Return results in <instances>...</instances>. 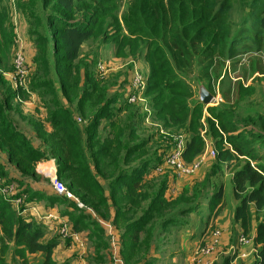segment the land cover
<instances>
[{"label":"trees","instance_id":"16d2710c","mask_svg":"<svg viewBox=\"0 0 264 264\" xmlns=\"http://www.w3.org/2000/svg\"><path fill=\"white\" fill-rule=\"evenodd\" d=\"M124 1L41 0V7L46 10L45 15L42 14L41 19L35 16L33 21V25L40 28L35 40L38 51L34 61L38 65L36 73L49 74L53 67L57 74L56 79H50L49 76L45 79H34L33 89H44L54 108L51 123L57 133H52L49 142L51 141L53 150L58 147L54 155L61 160V167L58 168L59 179L68 182L70 190L93 209L102 221L112 225L117 246L120 245L122 237L124 245V236L134 240V244L126 245L130 253L128 257H124L126 264H132L131 258L137 249L144 255L148 253L157 229L155 223H174L176 227H180L183 226L180 222L181 215L194 213L203 217L205 207L209 211L208 221L218 218L225 204V190L222 183L216 186L218 183L214 178L219 174L215 172L219 169L220 173H223L225 164L226 168L230 169L234 164L235 168L230 177L231 196L236 202L233 221L242 228L245 235L251 232L253 222H256L254 244L259 250L256 264H264V163L261 152L256 149L264 142V113L259 114L257 119L250 118L247 123L249 127H261L260 132L255 128L239 127L236 122L238 115L235 103L207 108L199 101L194 103L192 110H188L191 121L186 128L190 138L183 159L185 163L192 164L204 152L205 139L201 136L203 127L201 128L200 120L205 111L210 119L207 123V138L213 141L217 151L215 166L207 174L203 184L186 187L181 195L172 201L158 195L154 204L136 214V218L140 219L131 222L135 216L127 221L125 215L134 207L129 205L127 208H120L119 203L123 206L126 200L134 201L138 195L137 189L148 172L149 161L152 159L148 148L149 139L143 138L136 127H122L120 121L111 119L110 127H100V123L87 126L85 132L90 135L84 142V129L75 118L78 108H72L78 94L71 75L72 67L80 59L82 46L101 34L105 26H114L117 29L111 36L117 38L119 55L124 54L123 50L130 46L129 42L144 45L145 61L152 69L147 93L165 88L173 92L170 100L179 104L180 111L189 109L188 100L193 97L192 89L179 75L191 74L195 68H201L208 79L218 61L233 60L241 55L244 47L250 46L239 45L245 40L252 41L249 49L260 51L264 47V0H242V20L235 33L232 22L233 0H130L127 9L121 13ZM0 7L4 15V6ZM121 32H124V37H119ZM103 36L107 37L106 31ZM7 42L12 45L0 22V75L8 64L10 46ZM53 59H56V62ZM1 79L0 77V81ZM81 83L82 80L79 90ZM55 85L60 87L64 104L60 101ZM237 89L239 101L254 92L252 87L245 88L241 83ZM8 92L16 97L15 92ZM22 94L23 92H20L19 95ZM65 105H69V108ZM10 108V99H0V121L4 125L0 124V147L7 151L9 161L20 170L24 180L8 177L4 169H0V177L9 183L19 184L20 189H17L19 191L15 196L21 193L26 195L29 194L30 188L25 180L29 175L30 180L36 179L37 173L33 166L39 162L40 157H46L10 123L7 124L3 114ZM103 116V113L98 114L95 121ZM33 127L39 132L41 126L35 123ZM100 130H108L109 133L102 137ZM57 136L63 138L62 143H59ZM84 149L88 150L87 155ZM156 153L157 150L153 154ZM163 162L161 158V163ZM166 171L176 175L172 169ZM98 176L103 178L104 184L99 182ZM108 185H114L116 188L115 194L111 195L112 206L116 209L113 221L108 218L109 203L104 195V188ZM147 188L149 187L145 186L143 195L138 197L142 202L147 199ZM210 188H213L212 192H208ZM117 192L120 197H117ZM34 199L35 194L27 195L18 212L13 203L0 195V264H4L11 248L15 255L23 260L22 264H27L26 253H42L45 255L43 264H56L52 257L57 244L43 243L45 231L42 226L33 218L26 220V214H29L27 212ZM64 200L66 209H74V212L66 211L72 219L74 230L89 231L90 241L96 253L109 246L111 238L105 227L103 228L92 215L80 210L73 201L65 198ZM168 218L170 220L165 221ZM119 250L121 255V245ZM227 262L229 259L226 264ZM144 264H152V261Z\"/></svg>","mask_w":264,"mask_h":264},{"label":"crops","instance_id":"0c3cea01","mask_svg":"<svg viewBox=\"0 0 264 264\" xmlns=\"http://www.w3.org/2000/svg\"><path fill=\"white\" fill-rule=\"evenodd\" d=\"M0 5L5 7V8L3 7V9H5L4 15H3L2 7H0V22L3 25V31L7 35H9L11 39L12 45H10L7 42L8 45L10 46V52L13 54L15 50L20 49L25 56L28 66L30 67V72L32 70L31 68L35 67L36 70V63L34 61L38 51L35 40L39 35L40 28L38 26H34L33 21L36 18L35 16L40 17L41 19V17L43 18L42 14L45 15L46 10H43V8L41 7V0H0ZM238 20L239 22H241L242 18L240 17ZM97 45H98V41H94V40L85 43L82 46L80 59L83 58L85 54H89L90 57L94 56L96 51H92V50ZM249 45L250 46L252 45L251 40H249ZM262 49L260 51L256 50V52H261ZM250 50H255V49H250ZM12 58H13L12 56L8 58L7 60L8 64L5 65L7 68L3 69L4 71H2L0 75V77L2 78L0 81V99L2 101H6L10 99V105H11L10 108L11 110L4 109L5 111L3 117H5L7 124L10 123V118L11 119L18 118L19 119L18 121L27 124L29 127H33L35 123H38L41 126L39 132H37L34 129L36 134L33 132L27 133L29 137H31L32 142L34 144V146L32 144L31 145L35 149H38L39 151L45 154L46 159L43 163L53 164L55 166L56 161L52 156L53 153L51 148L52 143L51 141L49 142V137L53 133L51 116L54 108L51 105L47 96L45 95L46 92L39 93L41 89L38 91L37 90H33L32 92L29 91L28 93L23 92L21 96L22 103H20L16 97H13L8 92L9 90L11 93H14L13 89L11 88L10 78H9L10 72L12 70ZM231 61L233 60H226L225 65L226 63H229ZM252 70H255L254 66H252ZM258 70L259 72L257 73H260V76L251 78L250 80L251 81L253 80V82L250 85L249 84L246 85V82L248 81L249 78L246 81H244L241 77H234L232 75V80L233 82H236V85L238 87H239V83H241L245 88L252 87L254 89L253 94L254 93L256 94V92L259 91L258 88H255L257 78H264V68H262V65H260V63ZM82 74L84 75V72H82ZM226 77L229 78L231 77V71L229 75L224 74L221 77V81L224 80ZM55 88L60 98V101L63 102L64 104V99L61 95L62 92L60 90V87L58 85L57 86L55 85ZM235 90L238 91L237 88H235ZM252 95H249L247 97H250ZM219 96L221 97L220 94ZM236 97H238V94H236ZM65 103L68 104L67 102ZM78 115L79 113H75V118L78 117ZM0 124L3 125L1 121ZM25 124L14 123V127H27ZM138 132L142 135L143 131L138 129ZM203 137L205 139V149L203 152L205 156L203 158L201 169L194 176L178 177L170 172H167L166 170L168 169L165 168L164 165L161 163V158L166 148L155 147L154 152L157 150V153L153 154L154 153L153 152L152 154H150V156H152V159L149 161L150 164L148 167V172L144 175L140 187L137 189L138 195L136 199L134 201L126 200L123 206H120L119 203L120 208H127L129 205L134 207L132 210H130L128 215H125V217L128 219L127 221L134 218L133 216H135V218L131 222L138 221L140 218L137 219L136 214L139 211H141L143 208H148L152 204H154L156 197L158 195H161L167 201L176 200L186 187H192L194 185L197 184L201 185L204 183V181L207 179V174L210 173V171L213 169L215 165H212L213 164L212 158L209 157L210 155L208 156L207 154L208 150H213V146L205 136ZM44 146H46V149L44 148ZM151 147L152 146L148 144L149 151ZM46 150H49L51 154L48 155ZM0 165L7 172L8 177L16 180H24L22 174L17 169L16 165L9 161V156L7 151L2 149L1 147H0ZM225 167L226 164L224 165V168ZM157 168H161L160 173L157 172ZM36 173H37V178L35 180H30L29 182L25 180V182H27L26 184L29 185L30 188L29 190L31 193L33 194H35V192L38 193V197L40 200L39 205L41 206H39L40 208H38V206L36 208L33 207L35 205L32 203L31 204L32 207L27 212L29 214H26V220L30 221L32 220L31 218H33L36 223L42 226L43 230L45 231L43 243L55 242L57 244V247L55 248L52 257L55 263L56 264H112V257L110 254L111 253L110 244H108L109 246H107L105 249H101L99 253H96L94 245L90 241L88 230H83L82 232H76L72 225V232H70V234L73 233V235L64 236L61 232V224L59 222L51 221V223L48 222L43 223L38 218L37 213L41 212V208H44V211H46L47 208H53L57 206L56 204L52 205V202L55 201V198H59V197L56 191L54 190L53 185L51 184L52 182L49 181V179L46 176L41 175V173H39L38 170H36ZM47 176L50 177L49 175ZM97 179L101 184H104L103 178L98 176ZM179 179H182V181L179 182ZM65 183L67 185L69 184L68 182ZM145 186L149 187L146 189L147 199L142 202L140 199H138V197H141L143 195ZM104 189H105L104 195L106 198H108V203H109L108 218L109 220L113 221V218L115 217L116 214V209L112 206L111 195L115 194L116 188L114 187V185L113 186L108 185V187H105ZM212 189L213 188H210L209 191L212 192ZM117 197H120L118 192H117ZM226 202L227 200L225 196V203ZM235 206H236V202L234 200L229 201L227 205H224L222 209V213L218 216V218L213 220L208 225H207L208 222L207 216L209 214V211L208 208L206 207L204 208L205 210L204 216L203 217L199 216L197 220L198 225H194L190 227L193 213L187 215H181L180 222L183 225V227L181 226L176 227L174 223H167V224L155 223L157 229L155 231V235H153V240L150 243L148 253L144 255L143 253L139 252L137 249L136 254L131 258L133 261L132 264H144L147 261H152V264H161L163 263L162 258H170V257L174 258L172 260V264H187V263L189 264L191 260V256L193 254L192 252H194V250L199 245L203 244V242L201 243V236L203 237L207 228L219 229L221 231L222 236H221L220 248L224 247V249H227L232 245L233 241L235 242L237 240L238 242L237 238L241 234H243L242 228L233 221V210ZM60 210L62 212L61 213L62 216L60 215L62 219L69 221L70 217L66 214V211L68 210L69 212H74V209L67 207V209H60ZM195 216L198 215L195 214ZM166 220L168 221L170 220V218L165 219V221ZM186 227L188 228V230L187 231L186 229L183 230ZM252 227L253 228L249 233V235L252 237V239H255L256 222H253ZM123 231L125 232L126 230L124 229ZM165 237H166V241H162V238ZM130 243L134 244V240L132 238H127L126 236H124V245H123V237L120 238V245L122 249L121 255L123 259L124 257H128V254L130 253V249L126 246ZM244 250L245 251L250 250L249 246L244 247ZM123 251H124V256H123ZM25 259L27 261V264H43L45 255L42 253H37L32 255L26 253ZM156 259L159 260L155 262ZM227 259H229V262H227L228 264H253L254 262V260L252 261L240 260L236 257V255L233 254H230L226 258V260ZM22 262L23 260L20 259L18 255H15L13 248L9 250L4 260V264H22ZM224 264L226 263L224 262Z\"/></svg>","mask_w":264,"mask_h":264},{"label":"rangeland","instance_id":"374dc122","mask_svg":"<svg viewBox=\"0 0 264 264\" xmlns=\"http://www.w3.org/2000/svg\"><path fill=\"white\" fill-rule=\"evenodd\" d=\"M129 1L130 0L124 1L121 13L127 9ZM233 1L234 11L232 14V22L234 24L233 30L235 33L237 30V26L240 24L238 19L243 15L242 9L244 7L242 4V0ZM116 29L117 28H115L114 26H105L104 30H101L103 31L101 34L91 39H97L94 41H98V45L92 50L96 51L95 55L90 57L89 54H85L83 58L75 62L74 66L71 69L74 88H76V94H78V97L76 96V100L72 104V108H78L79 115L78 117H76V122L80 125L82 129H84L82 135L84 142L88 139L90 135V133L85 132V128L87 126L90 127L94 123H100V127H110L109 123L111 119H117L121 122L122 127H136L137 129L143 131L142 137L145 139H149V144L152 146L150 149V154L154 152L155 147L166 148L165 152L162 155V161H164L163 165L165 168L171 169L166 165V157L182 140H188V138H190V133L186 128L189 127V123L191 121V118L188 114V110H192L194 103L199 101L200 84H203L207 89L210 88L213 93L211 91L209 92H211L214 96H216V94L221 95L222 101L219 103V105H212L211 107H220L222 105L229 106V104L232 105L235 103L234 107L238 115V117L236 118V122L238 123L239 127H244L248 129L255 128L262 132L261 127H256L253 125L249 127L247 123L250 122V118L257 119L259 114L264 113V78H257L255 88H258L259 91L256 92V94L254 93L252 96L247 98L244 97L242 100L239 101L236 100V94L239 93L237 90H235V88H237L238 86L236 85V82H233L232 75L234 77H241L244 81L249 78L246 82V85H250L253 82V80H250L251 78L260 76V73H257L259 72V63L260 65H262V68H264V48L261 52H256V50H250L249 47H244L241 55L233 59V61L226 63V65L225 62L218 61L215 67L211 70V77H209L208 79L206 78L205 72H203L201 68H195L193 70V73L191 74L188 73L186 75H179L181 80L186 83V85L189 84L193 93V97L188 100L189 109L186 108L185 110L180 111L179 104L170 100V95L173 92L162 88L161 90H156L151 94L147 93L150 71L152 72V69L149 64L145 61L146 52L143 48L144 45H138L136 42H129L130 46L123 50L125 51L124 54L119 55L117 49V38L111 36L113 34V31H115ZM104 31H106L107 37L103 36ZM124 35V32H121L119 34V37H124ZM244 44H249V40H245V42H240L239 45L243 46ZM8 52L9 57H13V54L10 52V49ZM53 60L54 62H56V59ZM254 60L257 62H255ZM252 66H254L255 70H252ZM31 69L32 70L31 72H29L27 81L28 89L30 92L34 90V79H45L47 76H49L50 79H56L57 74L54 72L53 67L49 71V74L45 72L46 76L45 74L37 75V64L36 70L35 67ZM229 69L231 71V77H226L224 80L221 81V77L224 74L229 75ZM82 72H84V75L82 74ZM81 80L83 84L81 83V90H79V83ZM142 82L144 84L143 86L141 85ZM43 92H45L44 89H41L39 91V93ZM133 96H135L134 100H132ZM65 106L69 108V105ZM100 113H103L105 117L103 116L104 118L102 117L98 121H95L96 116ZM202 114L203 115L200 120L201 128L203 127L201 130V136H205L207 138V123H209L210 119L205 114V111ZM185 115L187 116L184 121ZM208 115L211 116L210 114ZM18 120V118H10V125L17 132L21 133V135H23V137L34 146L31 137H29L27 133H35V130L37 131V128L29 127L27 124L21 123ZM14 123L25 124L27 127H14ZM199 130L198 134L200 135ZM56 133L57 131L53 127V135H56ZM99 133L102 135V137H105L106 135H108L109 132L108 130H100ZM192 135L193 133L191 134V136ZM57 139L59 143H62V137L57 136ZM207 140L211 142L213 150L217 152L213 141L209 138H207ZM44 148L46 149V146H44ZM57 149L58 147L55 150L52 149V156L56 161L57 167L60 169L61 160L58 156L54 155L55 151L57 152ZM256 149L261 152V156L263 157L262 163H264V142L257 146ZM84 151L87 155L88 150L84 149ZM46 152L48 153V155L51 154L49 150H46ZM85 154L84 159H86ZM209 157L212 158V165H215L216 157ZM44 161L45 158L40 157L39 162H37L36 165L33 167L35 168V170H38L41 175L46 176L49 181H51L52 177L47 176L50 171L47 170V168H50L51 166L54 170L55 166L53 164H45L43 163ZM33 167L31 166V168ZM234 168L235 165L232 164L231 169L226 167L223 168V173H220L219 169H217L215 172L219 174V176L214 178L216 183H218L216 186L222 183L223 188L225 190L227 202L224 205H227L229 201L233 200V197L231 196L232 184L230 182V174L232 173V170ZM0 169L3 170L1 165ZM51 172L54 171L51 170ZM157 172L160 173L161 168H157ZM177 176L185 177L179 175ZM29 177H27V182L30 181ZM181 181L182 179H179V182ZM8 184H14L15 190L20 189V186L17 182H8ZM23 194L24 193H21L18 196H15L12 199V203L15 205V200L21 197L23 202L20 205H22L25 202L27 195L31 194V192L29 190V194ZM35 198L36 199L31 201L35 205L33 207L37 208L38 206V208H40V200L38 197V193L36 192ZM54 204H56L57 206L53 208H47L46 211H44V208H41V212L39 211L40 215H45L49 212H52L54 214L59 213L61 215L62 212L60 209H66V201L63 197L55 198ZM198 218L199 216H195L194 213L192 214L190 227L198 225ZM213 220L214 219L208 221L207 225L210 224ZM48 223H51V220H49ZM68 223L70 225H73L72 219H69ZM185 229L186 231L188 230L187 227L183 230ZM212 231L213 228H207L203 237L201 236V243L208 235L212 233ZM246 236L252 239L249 234ZM162 241H166V237L162 238ZM237 245L238 244L236 240L235 242L233 241L232 245L227 249H224V247L219 248V251L217 252L218 260L215 264H224V262L226 263V258L234 252ZM173 259L174 258L172 257L162 258L163 263L161 264H172ZM158 260L159 259H156L155 262ZM112 264H115L113 259Z\"/></svg>","mask_w":264,"mask_h":264},{"label":"built area","instance_id":"2783aa9c","mask_svg":"<svg viewBox=\"0 0 264 264\" xmlns=\"http://www.w3.org/2000/svg\"><path fill=\"white\" fill-rule=\"evenodd\" d=\"M29 66L26 62L25 56L20 49H17L13 52L12 58V70L10 72V85L13 91L16 93V98L22 103L20 92L28 93V76H29ZM145 81V80H144ZM144 85L143 82L141 84ZM135 99L133 96L132 100ZM222 101L219 94L214 96V100L211 105L218 106ZM187 147V140H182L172 152L166 157V165L170 167L175 174L179 176H192L200 169L203 163V154L199 159L195 160L192 164L185 163L183 159L184 151ZM208 156H216L214 150H208ZM54 172L49 171L47 175L52 177V185L57 195L64 197L67 200L73 201L76 206L90 215L100 223V225L105 227L107 234L110 235L111 242V257L115 264H125L124 259L120 255L119 246H117L116 238L114 236L113 227L111 224L102 221L97 213L91 209L84 201L76 195V193L69 189V187L59 179L57 174V165H55ZM18 193V190L15 191L14 184H8V182L0 177V195L8 202L12 203L13 197ZM22 198L19 197L15 200V208L20 212ZM25 212V211H24ZM38 214V218L42 222L56 221L61 224V232L64 236L73 235L72 225H70L67 220H63L59 213L54 214L49 212L45 215ZM46 219V220H44ZM44 220V221H43ZM103 227V228H104ZM221 236L222 233L219 229H213L212 233L208 235L204 240L203 244L199 245L196 250H194L189 264H215L218 260L217 252L219 251L221 245ZM237 247L235 248L233 255L240 260H254L253 264H256L258 261V247L254 244V239H250L245 234H241L238 238ZM249 246L250 250L245 251L244 247Z\"/></svg>","mask_w":264,"mask_h":264},{"label":"water","instance_id":"95a60500","mask_svg":"<svg viewBox=\"0 0 264 264\" xmlns=\"http://www.w3.org/2000/svg\"><path fill=\"white\" fill-rule=\"evenodd\" d=\"M214 100V95L208 91V89L203 85H199V102L202 103L206 108L212 106Z\"/></svg>","mask_w":264,"mask_h":264},{"label":"bare ground","instance_id":"6f19581e","mask_svg":"<svg viewBox=\"0 0 264 264\" xmlns=\"http://www.w3.org/2000/svg\"><path fill=\"white\" fill-rule=\"evenodd\" d=\"M47 170H50L51 171V170H53V167L50 166V168H47Z\"/></svg>","mask_w":264,"mask_h":264},{"label":"clouds","instance_id":"9594fccd","mask_svg":"<svg viewBox=\"0 0 264 264\" xmlns=\"http://www.w3.org/2000/svg\"><path fill=\"white\" fill-rule=\"evenodd\" d=\"M58 169V168H57ZM57 174H58V170H57ZM15 207V206H14ZM16 209V208H15ZM18 211V210H17Z\"/></svg>","mask_w":264,"mask_h":264}]
</instances>
